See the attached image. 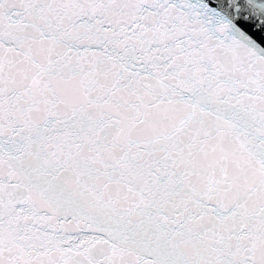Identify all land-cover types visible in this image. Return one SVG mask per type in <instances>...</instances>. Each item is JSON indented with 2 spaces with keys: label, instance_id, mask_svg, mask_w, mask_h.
I'll use <instances>...</instances> for the list:
<instances>
[{
  "label": "snow or ice",
  "instance_id": "1",
  "mask_svg": "<svg viewBox=\"0 0 264 264\" xmlns=\"http://www.w3.org/2000/svg\"><path fill=\"white\" fill-rule=\"evenodd\" d=\"M0 264H264V0H0Z\"/></svg>",
  "mask_w": 264,
  "mask_h": 264
}]
</instances>
